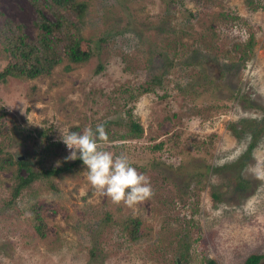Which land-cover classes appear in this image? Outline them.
Wrapping results in <instances>:
<instances>
[{
    "label": "rangeland",
    "instance_id": "374dc122",
    "mask_svg": "<svg viewBox=\"0 0 264 264\" xmlns=\"http://www.w3.org/2000/svg\"><path fill=\"white\" fill-rule=\"evenodd\" d=\"M88 2L78 25L93 40L85 61L0 81V158L56 167L71 161L70 126L104 123L102 150L127 154L154 195L115 204L82 162L12 196L16 166L4 163L0 264H243L251 253L264 264V0ZM35 17L30 0H0V25L21 22L32 36ZM126 216L139 219L134 239Z\"/></svg>",
    "mask_w": 264,
    "mask_h": 264
},
{
    "label": "trees",
    "instance_id": "16d2710c",
    "mask_svg": "<svg viewBox=\"0 0 264 264\" xmlns=\"http://www.w3.org/2000/svg\"><path fill=\"white\" fill-rule=\"evenodd\" d=\"M35 11V19L32 22L33 34L27 35L23 30V24L18 21L3 20L0 25V44L6 56L5 62L0 67V81L8 76L33 78L38 75L48 74L51 69L61 62L67 60L64 68H71L70 62L77 63L85 61L93 51L89 36H84L79 30L84 14L88 8V0H42V5L52 13V19L47 18L41 10L39 0H30ZM100 39V37H99ZM86 41V47L81 42ZM249 45V42H247ZM99 66V65H98ZM131 128L141 131V125L130 120ZM77 126H70L69 131H74ZM255 136V135H253ZM158 144V143H156ZM253 142L247 143L245 150H250ZM63 149V147H61ZM26 151H28L26 149ZM26 154V152H25ZM15 163L14 185L11 191L15 196L19 190L38 177H47L57 172L70 171L82 160L77 158L63 162L56 167L42 168L28 165L26 159L13 158L8 154L0 158V166L4 163ZM24 168L22 174L18 169ZM51 185V181L48 179ZM38 205L32 202L27 207V215L33 222V229L40 236L44 235V220ZM139 219L126 216L121 220V228L134 239L138 236ZM262 255L259 253L248 254L243 264H255ZM199 264H216L211 257L205 258Z\"/></svg>",
    "mask_w": 264,
    "mask_h": 264
},
{
    "label": "clouds",
    "instance_id": "9594fccd",
    "mask_svg": "<svg viewBox=\"0 0 264 264\" xmlns=\"http://www.w3.org/2000/svg\"><path fill=\"white\" fill-rule=\"evenodd\" d=\"M62 140L70 150L65 159H81L91 186L113 203L132 206L154 195L150 178L133 166L127 154L102 150L99 142L108 140L104 123L97 124L95 130L85 127L82 132L64 133Z\"/></svg>",
    "mask_w": 264,
    "mask_h": 264
},
{
    "label": "water",
    "instance_id": "95a60500",
    "mask_svg": "<svg viewBox=\"0 0 264 264\" xmlns=\"http://www.w3.org/2000/svg\"><path fill=\"white\" fill-rule=\"evenodd\" d=\"M19 158H21V157L19 156Z\"/></svg>",
    "mask_w": 264,
    "mask_h": 264
}]
</instances>
